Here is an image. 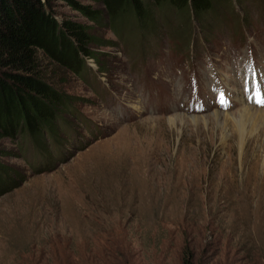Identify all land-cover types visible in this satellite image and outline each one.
I'll return each instance as SVG.
<instances>
[{
  "label": "rangeland",
  "instance_id": "rangeland-1",
  "mask_svg": "<svg viewBox=\"0 0 264 264\" xmlns=\"http://www.w3.org/2000/svg\"><path fill=\"white\" fill-rule=\"evenodd\" d=\"M232 1L154 8L144 36L49 0L95 58L58 72L71 106L42 149L0 139V264H264V0Z\"/></svg>",
  "mask_w": 264,
  "mask_h": 264
},
{
  "label": "trees",
  "instance_id": "trees-1",
  "mask_svg": "<svg viewBox=\"0 0 264 264\" xmlns=\"http://www.w3.org/2000/svg\"><path fill=\"white\" fill-rule=\"evenodd\" d=\"M56 1L89 22L98 23L102 12L109 27L134 21L144 36L156 30L154 8L184 12L199 22L214 5L224 11L233 5L232 0H90L99 7L93 9L75 0ZM222 14L214 15L213 22ZM87 30L85 25L58 22L49 10V0H0V139L14 141L23 136L35 145L44 133L55 130L71 106L58 89L66 83L58 72H88L86 61L95 58L88 49L92 40ZM51 140L55 143V136ZM41 146L35 145L38 150ZM1 173L0 168V177Z\"/></svg>",
  "mask_w": 264,
  "mask_h": 264
},
{
  "label": "bare ground",
  "instance_id": "bare-ground-1",
  "mask_svg": "<svg viewBox=\"0 0 264 264\" xmlns=\"http://www.w3.org/2000/svg\"><path fill=\"white\" fill-rule=\"evenodd\" d=\"M238 103H239L240 105H242V108H241L240 111H239V113H241L240 116H242V115H244V114H247V113H252V110H250L248 107H244V106H246V105L244 104V101H243L241 98L238 99ZM228 116H229V115H227V114H220V113H213V114H212V117H213L216 121H220V120H223V119H227ZM249 116H250V115H249ZM176 118H178L179 120H181V118H185V117H184V116H179V117H176ZM189 119H191V120H196L197 118H189ZM244 119H245V117H244ZM172 120H174V119H172ZM263 120H264V119H263ZM244 141H245V139H242V140H241V144H243Z\"/></svg>",
  "mask_w": 264,
  "mask_h": 264
},
{
  "label": "snow or ice",
  "instance_id": "snow-or-ice-1",
  "mask_svg": "<svg viewBox=\"0 0 264 264\" xmlns=\"http://www.w3.org/2000/svg\"><path fill=\"white\" fill-rule=\"evenodd\" d=\"M257 97H256V103H258L260 106L264 107V95L260 94V87L257 85Z\"/></svg>",
  "mask_w": 264,
  "mask_h": 264
}]
</instances>
